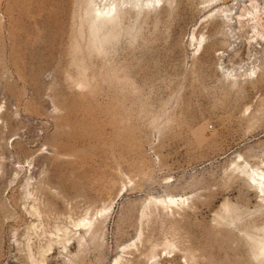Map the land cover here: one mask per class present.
I'll use <instances>...</instances> for the list:
<instances>
[{"label":"rangeland","instance_id":"obj_1","mask_svg":"<svg viewBox=\"0 0 264 264\" xmlns=\"http://www.w3.org/2000/svg\"><path fill=\"white\" fill-rule=\"evenodd\" d=\"M214 2L96 27L88 0H0V264H264L237 169L264 170V37L250 0ZM105 208L94 240L54 242Z\"/></svg>","mask_w":264,"mask_h":264},{"label":"bare ground","instance_id":"obj_2","mask_svg":"<svg viewBox=\"0 0 264 264\" xmlns=\"http://www.w3.org/2000/svg\"><path fill=\"white\" fill-rule=\"evenodd\" d=\"M88 1L90 2L91 13L93 16V22H94V25L96 27H103V26H106L108 24L114 23L121 16V14H123L124 12L130 11L129 8L130 9H136L138 7H145L146 8V6L147 7H149V6L155 7V5H164L163 4L164 0H88ZM211 2L216 3V0H211ZM250 3H251L250 8L245 7V9L242 10L243 13L238 15V22L241 26H244L245 24L248 26L252 25V31H254L256 33V36H259V38L262 37V39H263V37H264V11L262 12L259 9L260 4H258V0H250ZM224 11H226V10H224ZM95 26H94V28H95ZM193 38H194V40H198L195 36ZM200 47H202V42H200ZM253 74H256L255 69L250 71V76ZM243 166L244 165H242V166L237 165V169L240 170L242 172V174H244L248 178V180L253 185L255 190L260 194V196H261L260 198L262 199L261 201H264V170L261 169L259 165H258L259 167L258 166L253 167L247 163L246 167H243ZM188 201H189V198H186V197L184 198V197H171V196L167 197V198H165V197L164 198L151 197L148 200V202L153 203L154 206L155 205L156 206H162L164 208H169V209L181 208ZM110 208H111V206H110ZM109 211H110V209H108V208L107 209L106 208L101 209L98 212H96L94 216H89L87 214V216L85 218H82L78 221H72L73 226L77 230H79V234L75 232L73 235H70V233L68 232V229H66L63 233V236L58 235L57 240H55L54 242L56 244H59V243L62 244L64 246V248L66 249L65 244L69 243L72 239L77 242L78 247L81 246L83 244V242L85 241V235L89 236L88 238H90V241L94 240L96 238L97 234L99 236L98 232L101 230L100 229L101 227L99 226L101 223V219H106L105 218L106 213ZM58 231H61V230L58 229ZM75 244H73V245H75ZM132 245H134V244H132ZM132 245H130V244L125 245L123 250H125L129 247L132 248ZM50 249H51V244L48 245L47 250H43V253L48 252ZM69 253L73 254V251H70ZM260 255L264 259V245H262L260 248ZM30 258L32 259L33 263L43 262V259L40 261V260H37V257L35 258V257L31 256ZM113 264H122L121 263V257L117 258L113 262Z\"/></svg>","mask_w":264,"mask_h":264}]
</instances>
